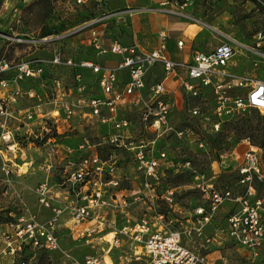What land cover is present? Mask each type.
Masks as SVG:
<instances>
[{
	"label": "rangeland",
	"instance_id": "obj_1",
	"mask_svg": "<svg viewBox=\"0 0 264 264\" xmlns=\"http://www.w3.org/2000/svg\"><path fill=\"white\" fill-rule=\"evenodd\" d=\"M94 18H102L96 25L106 43L111 40L128 43L135 37L146 49L155 44L156 33L161 29L192 41L195 48L203 51L210 50L220 39L231 38L236 53L232 55L228 70L235 75L244 74L251 80L264 78V40L259 34L264 30V0H0V64L5 61L8 66L0 72V80L4 81L0 85V97L11 115L7 117L5 128L15 142L12 153L4 149L3 141L0 142L3 148L0 165L3 159L9 160L11 165L7 175L0 170V232L5 229V223L13 222L19 215H33L39 221L50 215V209L38 203L34 187L47 175L52 193L63 188L61 181L68 169L64 145H76L82 137L90 142L102 141L106 127L79 115L62 122L60 135L51 128L47 131L42 128L40 114L47 115L55 108L54 99L70 101L76 97L71 68L52 67L46 62L38 77H17L16 70L19 62L38 57L49 59L55 49L76 60L97 58L88 42L87 29L78 32L83 23ZM84 77L85 81L95 84L91 92H100L93 75ZM55 79L59 80V88ZM198 104L202 111H210L208 99ZM191 106L192 101L178 100L170 113V121L176 130H193L194 135L184 132L180 139L171 133L156 141L172 160H188L191 165L190 170L180 168L177 174L162 178L159 192L168 184L177 186L172 201L149 198L132 158L117 151L120 187L126 190L128 197L132 191H139L140 199H129L124 212L106 209V222H113L114 229L132 226L142 217L148 219L153 231L181 230L188 223L192 227L195 207L198 204L206 207L200 192L188 186L193 172L205 173L218 191L229 189L233 195L245 193V186L237 184L235 167L248 143L261 148L264 169L263 113L256 109L240 113L224 122L221 130L212 135L205 122L188 111ZM26 112L32 115L30 119L26 118ZM126 116L135 120L138 127L135 113H126ZM48 126L49 123L45 124V128ZM200 138L204 141L203 148L195 145ZM106 145H97L100 154H106ZM253 188L254 196L264 200V182L254 181ZM239 206L237 201H224L213 217V224L207 226V234L215 236V245L209 250L211 258L218 264H264V250L255 257L247 256L242 246L228 239L227 217ZM159 213L163 214L160 222L155 218ZM168 219L172 223L166 227ZM262 219L264 224V215ZM57 234L59 249L49 254L36 252L32 264H69L71 261L85 264L88 255L106 257L112 264H144L142 257L140 261L132 259L136 244L125 236L119 237L117 247L101 241L91 249L82 241H73L66 228H58ZM111 238L109 235L105 239ZM193 242L189 244L195 245ZM0 264H10V261L1 258Z\"/></svg>",
	"mask_w": 264,
	"mask_h": 264
},
{
	"label": "built area",
	"instance_id": "obj_2",
	"mask_svg": "<svg viewBox=\"0 0 264 264\" xmlns=\"http://www.w3.org/2000/svg\"><path fill=\"white\" fill-rule=\"evenodd\" d=\"M101 20L90 19L79 28L89 32L88 42L97 58L76 60L55 49L49 59L38 57L19 62L16 67L17 77H38L46 62L52 67L64 65L73 70L76 97L70 101L53 100L55 108L39 117L44 131L51 128L56 135H60L62 122L66 123L76 115L94 120L106 128L100 142H90L82 137L76 145L63 146L68 157V169L61 181L63 188L52 193L47 175L34 187L38 203L49 208L51 216L44 222H37L33 215H19L13 222L5 223V229L0 232V259L8 258L10 264H32L36 252H56L59 249L58 219L61 214H67L75 239L92 249L101 241L117 247L119 237L125 236L136 244L132 252L134 261H140L142 257L144 264H210L204 251L215 242V236L205 235L204 229L212 222L220 205L230 200L237 201L240 206L227 217V236L255 257L264 247V200L254 196L253 182H264V169L261 148L250 143L235 167L237 184L245 186V193L233 195L229 189L218 191L205 173H191L192 182L188 186L198 190L206 202V207L203 204L195 207L192 227L153 231L148 219L143 217L132 226L118 230L114 229L113 222L107 224L106 209L124 212L129 199H140L139 191H132L128 197L126 190L120 187L117 151L132 158L142 176V187L151 199L172 201L177 186L168 184L164 191L159 192L162 178L170 171L177 173L180 168H191L188 160L176 162L164 148L156 145L159 138L171 133L180 139L184 132L194 135L193 130H176L171 124L170 113L175 105V90L170 88L171 81L178 82L177 91L183 99L193 102L188 109L191 115L205 122L210 134H213L220 129L223 121L240 113L256 109L264 114V79L251 80L244 74L235 75L228 70L232 55L236 53L231 38L220 40L207 51L189 45L191 58L174 60L166 49V31H159L158 43L151 49L137 43L122 44L118 40L106 43L96 25ZM259 34L264 40V30ZM176 44L178 48L184 47L182 39ZM109 54L117 57L112 65L102 62ZM7 67L4 61L0 64V72ZM83 72L95 77L96 87L104 95L91 92L95 84L85 81ZM152 75L155 78H151ZM54 83L59 88V80L55 79ZM3 84L4 81L0 80V85ZM207 99L211 104L209 112L202 111L198 104ZM2 100L0 97V142L3 141L4 149L12 153L15 142L11 141L5 128L7 117L11 115ZM130 112L138 117V127L135 120L126 116ZM25 116L30 119L32 115L26 112ZM47 123L49 126L45 128ZM102 143L110 145L105 155L97 149V145ZM195 145L203 148L204 141L197 139ZM10 166L9 160L3 159L0 170L7 175ZM52 201L58 204L54 205ZM155 218L160 222L163 214L159 213ZM170 223L172 221L168 219L166 227ZM111 227L112 230H108ZM109 235L112 238L106 240ZM183 239L191 242L199 240L200 244L194 242L195 245L189 247ZM84 263L112 264L105 257L95 255L86 256Z\"/></svg>",
	"mask_w": 264,
	"mask_h": 264
},
{
	"label": "crops",
	"instance_id": "obj_3",
	"mask_svg": "<svg viewBox=\"0 0 264 264\" xmlns=\"http://www.w3.org/2000/svg\"><path fill=\"white\" fill-rule=\"evenodd\" d=\"M100 30V29H99ZM161 30H164L166 31L167 33V39H166V49H167V52L169 54V56L174 59V60H187V59H190L191 58V49L189 48V45H192V47H194V44L192 41H187L185 38H183L182 36L180 35H176L170 31H167L166 29H161ZM159 30V31H161ZM159 31H157L156 33V41H155V44L151 47H147V49H151L153 47H155L158 43V40H159ZM182 34H185V33H182ZM185 36V35H184ZM182 39L183 42H184V47L183 48H178L177 47V44L176 42L178 40ZM220 40H225L224 38L223 39H220ZM120 43L122 44H131V43H137L135 37H134V40H131L129 41L128 43H124V42H121L119 41ZM138 44V43H137ZM139 45V44H138ZM195 48V47H194ZM197 49V48H196ZM116 59L117 57L116 56H113V55H106L104 56V60L102 62H105V64H109V65H112L116 62ZM125 73V71L123 72V74ZM264 79V78H262ZM177 86H178V82L177 81H171L170 82V88L175 90V93H174V97H175V105L177 103L178 100H180L182 102V96L181 94L177 91ZM179 96V97H178ZM14 164L17 168L20 167L19 165H16L15 163H12ZM24 164V163H23ZM41 180V179H40ZM38 180V182L40 181ZM59 200H61V197L59 198ZM51 212H50V215L45 218V219H48L50 216H51ZM45 219H42V221H45ZM36 221L37 222H42V221H39V219L36 218ZM58 222H59V226L60 227H63V228H66L69 230V232L72 234V238H73V241H78L75 239V235L73 233V229H72V223L69 221L68 219V215L67 214H61L59 216V219H58ZM213 224V219H212V223H209L207 226ZM189 223L186 224V225H183V229L186 228V227H189ZM207 226L205 227L204 229V233L205 235L207 236H210L211 234H207L208 231H207ZM58 227V228H60ZM229 239V238H228ZM231 241V239H229ZM191 241H189L188 239H183V243L189 247H191V245L189 244ZM195 242H197L198 244H200V241L199 240H195ZM194 243V242H193ZM230 243H234V242H230ZM58 244H59V240H58ZM235 244V243H234ZM100 245V244H99ZM99 245H95L94 246H99ZM215 245V242L213 244H210L207 249L204 251V253L207 255V259L209 261L210 264H218V263H215V261L211 258V253L209 252V250H211V247ZM89 246V245H87ZM91 248V246H89ZM92 249V248H91ZM244 249V248H243ZM246 252V255L249 256L250 253L244 249ZM264 250V247L259 251L260 253H262V251ZM106 258V257H105ZM107 258H109L107 256Z\"/></svg>",
	"mask_w": 264,
	"mask_h": 264
},
{
	"label": "trees",
	"instance_id": "obj_4",
	"mask_svg": "<svg viewBox=\"0 0 264 264\" xmlns=\"http://www.w3.org/2000/svg\"><path fill=\"white\" fill-rule=\"evenodd\" d=\"M89 20V19H88ZM84 29H82V30H80V31H78V32H81V31H83ZM86 76L87 74H86V72H83V76ZM85 78V77H84ZM185 101H189V100H185ZM233 118V117H232ZM232 118H229L228 120H225V121H223L222 123H221V125L224 123V122H226V121H229V120H231ZM221 125H220V129L216 132V133H218L220 130H221ZM216 133H213V134H216ZM212 134V135H213ZM211 136V135H210ZM107 146V152L110 150V145H106ZM106 152V153H107ZM171 174H173V175H175V174H177V173H173L172 171H170V172H168V176L169 175H171ZM236 174H237V172H236ZM237 178H238V175H237ZM176 186V185H175ZM40 254H49V252H45V251H43V250H41V251H38Z\"/></svg>",
	"mask_w": 264,
	"mask_h": 264
}]
</instances>
